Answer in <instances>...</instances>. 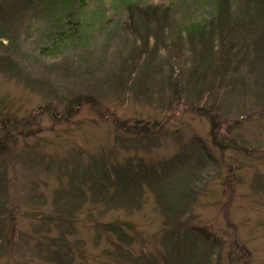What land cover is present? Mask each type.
<instances>
[{
  "label": "rangeland",
  "instance_id": "1",
  "mask_svg": "<svg viewBox=\"0 0 264 264\" xmlns=\"http://www.w3.org/2000/svg\"><path fill=\"white\" fill-rule=\"evenodd\" d=\"M138 1L173 7L146 30L104 0L102 28L63 50L54 35L77 0H0V225L15 229L0 264H65V241L72 264H264V89L251 86H264V31L235 14L256 54L238 60L236 93L211 91L200 45L194 57L176 36L208 19L199 0ZM210 23L215 52L230 33ZM80 94L95 99L68 109ZM196 105L224 115L218 142L241 149L216 147Z\"/></svg>",
  "mask_w": 264,
  "mask_h": 264
},
{
  "label": "trees",
  "instance_id": "2",
  "mask_svg": "<svg viewBox=\"0 0 264 264\" xmlns=\"http://www.w3.org/2000/svg\"><path fill=\"white\" fill-rule=\"evenodd\" d=\"M92 1L94 4L93 3L89 4L88 1H85V0H77L76 2L77 7L75 9H74L75 6H73L69 10L64 11L66 13V16H65L66 25L65 27L61 28L62 30L61 32L59 33L58 31L55 32L56 35L54 36H57L55 38L56 42L54 43V46L56 47V48L54 47L55 49H61V48H63V50L67 49L68 45L73 42L74 36L76 35L77 31L80 34V38L87 40L94 34V33L93 34H89V33H92L94 30H100L102 28L101 21L105 19V14L102 11L103 6H105V4L103 5L104 0H91V2ZM199 2L203 6L202 13H205L208 16V19H205V20L202 19L196 25H193V26L191 25L192 29L191 30L187 29L188 31H190L189 33L182 34L180 31H178V35L176 34V36L178 37V39H183L185 37L186 41L189 42L191 46L196 45L195 53L193 51L194 57L196 56L199 50L198 45H200V50H202L203 52L202 53L203 55L202 64H201V67H197L195 69V73H197L198 76L201 75V78H206L209 75V81L208 80L207 81L210 82V87H209L210 90L212 91V89L214 90V87H216L215 89L217 91L219 88L222 89L223 86L226 85V87L230 89L231 91H233V94H234V92L236 93V90L238 88V82L240 79L238 80V82L237 81L233 82L231 77L235 74H238V68H239L237 66L238 60H243L242 57H245V56L249 58V55L251 57L252 53H253V56H255L256 54V51L253 52V49L255 48L253 47V40H251V38L249 37L250 35L247 38H244V36H241L239 34L235 35L236 27L239 24L238 23L239 21L237 20V18L239 17L236 16L237 15L236 13L245 14L244 16H246L247 18L251 20V21H246L243 24L244 25L243 27H245L247 29L246 31H249V33H253V31H255L256 29H262L264 31V24H261V20L264 19V0H199ZM117 3H119V5H121L124 9H126V12L129 13L128 14L129 19H133L134 15L137 14L143 22L145 21L146 30L151 27L153 28V26L156 25V22L164 23V19L167 16L168 11L171 10V8L173 7V5L172 6L165 5L164 7H160L157 5L150 4V3L142 4L143 2L142 1L140 2L138 0H118ZM242 4H245L246 8L244 7L243 9ZM110 7L113 8L114 11H116V13L118 12L117 11L118 8L116 7V5L111 4ZM123 11H121L120 13L122 14ZM105 13L107 12L105 11ZM217 18L219 19V26H222L223 31H224L222 33L229 32L230 34H227V37H226L227 40L224 41L222 45H221V42L218 44L219 46H222V49L221 47H219V49H217L214 52L211 49L210 42L211 41L214 42L215 37L214 35H205V30L209 24V21H211L210 24H212L213 21H217ZM259 18H261V20H259ZM117 19L120 21L119 18ZM214 24L215 23H213L212 25ZM164 29L165 27L162 26L161 30H164ZM109 33L110 31L107 32V35ZM133 34L135 37L137 36L142 37L138 31L133 32ZM228 35H230L231 38H229ZM220 37L222 38V35L221 36L219 35V38L217 39V41L218 40L221 41ZM228 38H229V41H228ZM58 39L62 41L57 42ZM245 50L247 51V53H244L245 54L244 55L243 51ZM258 55L259 54L257 53L256 57H258ZM207 81L204 80L199 84L204 83L207 85L206 83ZM259 82L260 80L257 82L251 81V86H256L258 89H261L259 91L262 93L263 92L262 89H264V86H260L261 84H259ZM93 99L95 98L87 94H80L78 95V97H76L74 101H71V105L69 106L68 109H72V108L74 109V107L80 105L81 103L93 102ZM176 101L179 104L181 103V101L179 100H176ZM175 102H170L169 104L172 106V104ZM212 108H213L212 105L209 107H205V106L198 107L196 105L193 108L195 111L201 112L202 113L201 115L209 121L212 143L216 147L221 148V149L231 148L235 150H240L241 147L238 145L239 143L235 139L232 140V142L234 143L233 145H235L237 142L238 143L237 146L239 147L232 148V147L226 146V144H223L220 141L218 142L219 130L222 127V125L226 124V120L224 118V115L213 111ZM155 125L158 126V124H155ZM132 126H135V125H132ZM146 127L147 126L145 125L143 126V128L140 125H136L135 127H132V129L131 128L130 129L134 133L136 132L140 133L141 130L143 132L148 133L149 129L154 128L153 125H151V127L149 128H146ZM195 143H198V144L196 145ZM195 143L194 144L197 146L196 150H198L200 154L204 156L205 158V153L208 155L207 150L205 151L206 149L205 146L200 145L197 140L195 141ZM203 152H205L204 155H203ZM180 153H182L183 155H186V152L184 154V152L180 151ZM181 156H182L181 154L180 155L177 154L174 156V159L177 160L181 158ZM153 171L154 170H148V172H150L151 174V177L152 176L154 177L155 173L153 174ZM142 178L143 177L139 178V181L137 184L135 183L137 186L139 182H141ZM194 183H195V178L191 179V183L187 184V187L189 189L188 191L189 195L191 194L194 195L196 193V192L194 193V191H196V188L193 185ZM0 190L3 191L4 188L0 186ZM3 202H6V200L4 199L0 203V209H3L4 207ZM96 226L97 227L101 226V228L109 227L107 226V224L102 225L100 223H97ZM14 230H15L14 225L12 226V224L10 223L9 226L5 227L4 222H2L0 225V231H1L0 233L2 235L1 236L2 239L4 238V236H6L7 233L9 234L11 232L13 234ZM115 230L119 233V238H122L123 234L121 233L120 229H115ZM194 235L196 236V233ZM62 236L63 234H61V237ZM195 236H193V238H196ZM64 243L67 249L66 254L64 255L67 261L65 264H70V262L72 264L71 260H73L74 257H73V254L70 255V252H72L71 246H69V244L66 241Z\"/></svg>",
  "mask_w": 264,
  "mask_h": 264
}]
</instances>
